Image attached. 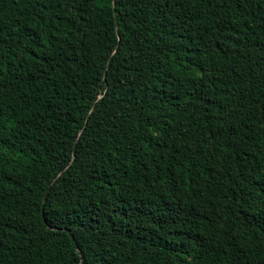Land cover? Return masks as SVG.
Here are the masks:
<instances>
[{"label":"trees","instance_id":"16d2710c","mask_svg":"<svg viewBox=\"0 0 264 264\" xmlns=\"http://www.w3.org/2000/svg\"><path fill=\"white\" fill-rule=\"evenodd\" d=\"M0 264H264V0H0Z\"/></svg>","mask_w":264,"mask_h":264}]
</instances>
